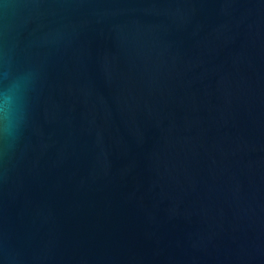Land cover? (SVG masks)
I'll list each match as a JSON object with an SVG mask.
<instances>
[{"label": "water", "instance_id": "95a60500", "mask_svg": "<svg viewBox=\"0 0 264 264\" xmlns=\"http://www.w3.org/2000/svg\"><path fill=\"white\" fill-rule=\"evenodd\" d=\"M0 264H264V0H0Z\"/></svg>", "mask_w": 264, "mask_h": 264}]
</instances>
